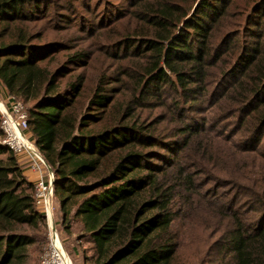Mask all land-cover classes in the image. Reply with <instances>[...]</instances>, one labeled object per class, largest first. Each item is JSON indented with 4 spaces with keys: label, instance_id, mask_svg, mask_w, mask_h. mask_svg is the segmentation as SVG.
Here are the masks:
<instances>
[{
    "label": "trees",
    "instance_id": "obj_1",
    "mask_svg": "<svg viewBox=\"0 0 264 264\" xmlns=\"http://www.w3.org/2000/svg\"><path fill=\"white\" fill-rule=\"evenodd\" d=\"M10 96L83 264H181L198 211L201 264H264V0H0ZM2 119L0 264H39L46 215Z\"/></svg>",
    "mask_w": 264,
    "mask_h": 264
},
{
    "label": "built area",
    "instance_id": "obj_2",
    "mask_svg": "<svg viewBox=\"0 0 264 264\" xmlns=\"http://www.w3.org/2000/svg\"><path fill=\"white\" fill-rule=\"evenodd\" d=\"M10 99L11 107H8L1 99L2 106H0V111L3 117L1 128L4 131V138L2 141L15 153L26 151L31 155L29 145L34 144L31 140H28L30 138L25 131L27 128V112L21 101L16 100L14 96H10ZM32 158L35 162L33 166H38L42 172L35 184V196L38 206L45 212L48 226L49 244L48 249L41 258V264H65L59 251L56 249L57 242L59 241L62 243V241L55 221L53 220L52 175L49 172L48 167L43 166L42 163L38 162L33 156ZM43 160L45 161L44 158ZM43 172H45V174ZM44 175H47L48 178L45 179Z\"/></svg>",
    "mask_w": 264,
    "mask_h": 264
},
{
    "label": "rangeland",
    "instance_id": "obj_3",
    "mask_svg": "<svg viewBox=\"0 0 264 264\" xmlns=\"http://www.w3.org/2000/svg\"><path fill=\"white\" fill-rule=\"evenodd\" d=\"M1 99V98H0ZM22 102V101H21ZM24 109L27 111V105L22 102ZM217 130H224L227 126V121L223 119V117H218V121L216 122ZM28 134V133H27ZM29 136V135H28ZM30 140V139H29ZM32 142V141H31ZM33 143V142H32ZM37 149V148H36ZM22 157H24L23 163L21 160V164L24 166L26 164V167L24 168H30L36 174L41 175V170L38 168V166H33L35 164L33 158L31 155H29L28 152L22 151L18 153ZM45 174V173H44ZM44 178H48L47 175H44ZM39 177H36L34 179L35 182ZM53 217L55 221V211L53 210ZM56 224V221H55ZM57 226V225H56ZM214 226H216V223L211 218L205 217L202 211H198V213H195V216L192 217L190 220H180V224L177 226L180 233V258H181V264H201L202 258L204 255V250L208 242H210L214 238V234L216 230L214 229ZM65 235V234H63ZM61 238V248L62 251L69 262V264H83L82 263V257L74 255L72 249H71V238L66 239V236H62L60 234ZM48 242L43 248L42 254L39 257L40 261L39 264H41V258L45 251L48 249ZM63 244V245H62ZM90 244L86 241H81V247L86 248L89 247ZM70 256V257H69ZM72 260H71V259ZM73 261V262H72Z\"/></svg>",
    "mask_w": 264,
    "mask_h": 264
},
{
    "label": "bare ground",
    "instance_id": "obj_4",
    "mask_svg": "<svg viewBox=\"0 0 264 264\" xmlns=\"http://www.w3.org/2000/svg\"><path fill=\"white\" fill-rule=\"evenodd\" d=\"M29 151L31 153V155L40 163H42L43 166L47 167V164L45 163V161L43 160L41 154L38 152V150L36 149L35 145L30 144L29 145ZM56 249L59 251L62 260L65 264H69V262L67 261L62 248H61V243L58 241L56 244Z\"/></svg>",
    "mask_w": 264,
    "mask_h": 264
},
{
    "label": "crops",
    "instance_id": "obj_5",
    "mask_svg": "<svg viewBox=\"0 0 264 264\" xmlns=\"http://www.w3.org/2000/svg\"><path fill=\"white\" fill-rule=\"evenodd\" d=\"M20 160L23 162V163H25L26 162V160H25V162H24V157H22L21 155H20ZM24 167H26V164L24 165ZM24 172H25V174L27 175V177L30 179V180H33L34 181V179L36 178V177H40V174H36V172H34L32 169H30V168H25L24 169ZM43 173H45V172H43Z\"/></svg>",
    "mask_w": 264,
    "mask_h": 264
},
{
    "label": "water",
    "instance_id": "obj_6",
    "mask_svg": "<svg viewBox=\"0 0 264 264\" xmlns=\"http://www.w3.org/2000/svg\"><path fill=\"white\" fill-rule=\"evenodd\" d=\"M0 106H2L1 99H0ZM26 139H28V138H26ZM46 164H47V167H48L49 172L52 175V186H53L54 179H55V173H54L53 169L50 167V165L47 162H46ZM53 220H54V217H53Z\"/></svg>",
    "mask_w": 264,
    "mask_h": 264
}]
</instances>
